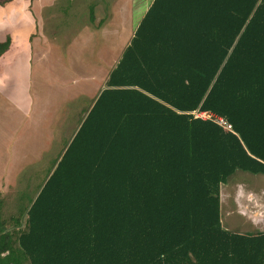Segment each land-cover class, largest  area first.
I'll list each match as a JSON object with an SVG mask.
<instances>
[{"label":"trees","instance_id":"trees-1","mask_svg":"<svg viewBox=\"0 0 264 264\" xmlns=\"http://www.w3.org/2000/svg\"><path fill=\"white\" fill-rule=\"evenodd\" d=\"M84 114L0 264H264L219 214L235 170L264 175V0H152Z\"/></svg>","mask_w":264,"mask_h":264},{"label":"rangeland","instance_id":"rangeland-1","mask_svg":"<svg viewBox=\"0 0 264 264\" xmlns=\"http://www.w3.org/2000/svg\"><path fill=\"white\" fill-rule=\"evenodd\" d=\"M47 1L36 8L29 64L18 55L7 67L0 66V222L5 220L9 231L23 228L25 214L19 215V208L36 194L84 110L105 87L108 72L151 0ZM28 4L22 9L31 10ZM235 183L264 198L263 174L235 170L221 184L223 192ZM247 206L252 207L249 202ZM234 207L232 200H223L220 189L219 214L225 229L239 233L264 229L263 207L252 208H258L253 214L256 226L248 211L239 215L231 210ZM10 215L20 216V224L15 225Z\"/></svg>","mask_w":264,"mask_h":264},{"label":"crops","instance_id":"crops-1","mask_svg":"<svg viewBox=\"0 0 264 264\" xmlns=\"http://www.w3.org/2000/svg\"><path fill=\"white\" fill-rule=\"evenodd\" d=\"M29 2H31V10H23V5H29ZM43 2L49 3L47 0H31L28 2L27 0H0V42L5 40L7 36L10 38L8 48L0 55V59H2V64L0 66L3 68L10 65L14 57L17 60L18 55L21 59L26 58V64H29V46H33V40L37 32V24H35L36 22L34 19L35 15H37L36 8H38L39 5L44 4ZM132 34L130 35L129 40ZM129 40L126 45L129 43ZM12 54L14 56L11 58ZM6 59L9 60L6 61ZM5 69L6 71L8 70L7 68ZM233 185L235 186H232L231 189H226L224 192L220 185L219 193L220 189H222L223 200L228 199L233 201L235 207L231 210H235L236 214L244 215V212L248 211V218L250 219L251 224L256 226L258 221L257 217L253 214L258 208L253 211L252 208L254 205H260L264 208V198H261L256 194L254 189L246 187L245 185L240 183H235ZM225 195H227V197ZM248 202L252 207L249 208L247 206ZM261 230L264 231V229H260V231ZM1 255H4V253Z\"/></svg>","mask_w":264,"mask_h":264},{"label":"built area","instance_id":"built-area-1","mask_svg":"<svg viewBox=\"0 0 264 264\" xmlns=\"http://www.w3.org/2000/svg\"><path fill=\"white\" fill-rule=\"evenodd\" d=\"M191 113L194 117L212 120L213 122L221 126L224 130H231L230 123L223 116L215 114L214 112L195 109Z\"/></svg>","mask_w":264,"mask_h":264},{"label":"water","instance_id":"water-1","mask_svg":"<svg viewBox=\"0 0 264 264\" xmlns=\"http://www.w3.org/2000/svg\"><path fill=\"white\" fill-rule=\"evenodd\" d=\"M82 122V121H81ZM38 193V192H37ZM37 193L35 194V196L37 195Z\"/></svg>","mask_w":264,"mask_h":264}]
</instances>
